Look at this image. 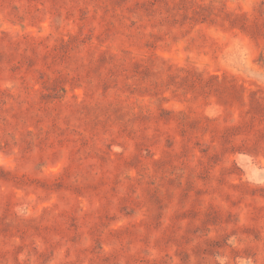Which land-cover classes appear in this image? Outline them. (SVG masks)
I'll list each match as a JSON object with an SVG mask.
<instances>
[{
	"label": "rangeland",
	"instance_id": "374dc122",
	"mask_svg": "<svg viewBox=\"0 0 264 264\" xmlns=\"http://www.w3.org/2000/svg\"><path fill=\"white\" fill-rule=\"evenodd\" d=\"M0 264H264V0H0Z\"/></svg>",
	"mask_w": 264,
	"mask_h": 264
}]
</instances>
